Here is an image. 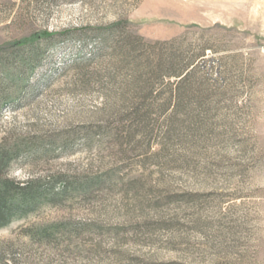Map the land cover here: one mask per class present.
Returning a JSON list of instances; mask_svg holds the SVG:
<instances>
[{
	"label": "rangeland",
	"instance_id": "1",
	"mask_svg": "<svg viewBox=\"0 0 264 264\" xmlns=\"http://www.w3.org/2000/svg\"><path fill=\"white\" fill-rule=\"evenodd\" d=\"M120 19L146 40L204 50L208 98L186 101L171 167L86 142L101 91L82 86L72 62ZM0 151V177L67 187L55 205L0 226V264H264L260 0H0ZM113 168V186L77 191Z\"/></svg>",
	"mask_w": 264,
	"mask_h": 264
},
{
	"label": "trees",
	"instance_id": "2",
	"mask_svg": "<svg viewBox=\"0 0 264 264\" xmlns=\"http://www.w3.org/2000/svg\"><path fill=\"white\" fill-rule=\"evenodd\" d=\"M126 22L120 19L97 28L94 51L72 62L81 71L82 86L93 84L101 91L102 100L95 108L97 121L86 142L107 151L114 160L135 159L142 165L171 167L176 159L167 153V145L186 101L200 106L208 98L202 87L209 81L198 64L204 50L190 48L178 38L146 40ZM153 144L158 146L156 150ZM7 163L6 152L0 151V167ZM111 170L80 183L77 191L91 195L113 186L118 172ZM136 180L134 177L128 184L134 185ZM38 182L0 177V226L55 205L67 192L66 183L55 188Z\"/></svg>",
	"mask_w": 264,
	"mask_h": 264
},
{
	"label": "crops",
	"instance_id": "3",
	"mask_svg": "<svg viewBox=\"0 0 264 264\" xmlns=\"http://www.w3.org/2000/svg\"><path fill=\"white\" fill-rule=\"evenodd\" d=\"M260 4H261L262 9L264 10V0H260Z\"/></svg>",
	"mask_w": 264,
	"mask_h": 264
}]
</instances>
